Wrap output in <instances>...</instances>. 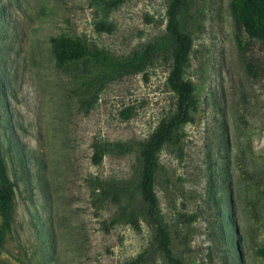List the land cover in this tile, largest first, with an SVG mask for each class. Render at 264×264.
Returning <instances> with one entry per match:
<instances>
[{"label":"rangeland","instance_id":"374dc122","mask_svg":"<svg viewBox=\"0 0 264 264\" xmlns=\"http://www.w3.org/2000/svg\"><path fill=\"white\" fill-rule=\"evenodd\" d=\"M168 1L0 0V154L13 183L0 264H123L148 246L137 157L109 150L93 164L92 143L141 141L172 111L169 58L110 77L91 60L69 78L49 39L76 36L123 60L161 37ZM228 3L186 0L179 14L196 108L178 144L159 152L153 189L182 264H264V52L246 39L238 50ZM85 89L97 94L88 109ZM113 193L137 213L138 230ZM138 264L168 263L149 249Z\"/></svg>","mask_w":264,"mask_h":264},{"label":"trees","instance_id":"16d2710c","mask_svg":"<svg viewBox=\"0 0 264 264\" xmlns=\"http://www.w3.org/2000/svg\"><path fill=\"white\" fill-rule=\"evenodd\" d=\"M121 0H103L105 9L117 6ZM186 0H169L165 9V26L161 37L147 44L141 51H135L123 60L109 61L102 52L91 49L80 38L68 34H59L49 39L54 65L57 71L67 77L74 78L78 70L93 60L104 62L107 70L105 76H119L123 73L143 72L153 58L167 55L169 68L165 83L172 92L174 102L172 111L162 117L154 130L143 140L135 143L99 142L92 143L91 161L98 164L102 156L109 150L132 153L138 160V178L135 190L139 195L141 212L145 222L152 228L153 234L148 246L135 258L123 264H138L149 249L158 250L168 264H182L180 258L173 255L170 249V236L163 223L153 184L158 165V155L166 145H177L179 130L193 119L196 108L194 87L191 81L183 76L184 68L191 48V38L185 33L179 23V14ZM229 15L233 25V35L238 50L246 42L254 44L264 52V0H229ZM102 29L109 27L102 22L97 23ZM243 39L246 42L243 43ZM81 64V69L78 67ZM248 66H251L248 64ZM251 68V67H250ZM97 98L96 91L85 89L79 97L80 104L89 108ZM131 109L126 107L119 114L127 118ZM107 187H102L106 192ZM13 183L7 176L4 161L0 154V251L6 232L10 229ZM112 200L118 203L119 216L135 230L139 228V219L130 205H120L117 194H111Z\"/></svg>","mask_w":264,"mask_h":264}]
</instances>
